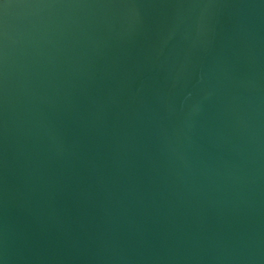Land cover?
Segmentation results:
<instances>
[{
	"label": "water",
	"instance_id": "95a60500",
	"mask_svg": "<svg viewBox=\"0 0 264 264\" xmlns=\"http://www.w3.org/2000/svg\"><path fill=\"white\" fill-rule=\"evenodd\" d=\"M2 264H264V0H5Z\"/></svg>",
	"mask_w": 264,
	"mask_h": 264
},
{
	"label": "snow or ice",
	"instance_id": "6c2138e0",
	"mask_svg": "<svg viewBox=\"0 0 264 264\" xmlns=\"http://www.w3.org/2000/svg\"><path fill=\"white\" fill-rule=\"evenodd\" d=\"M0 6L7 7L8 4L5 2V0H0ZM0 264H2V261H0Z\"/></svg>",
	"mask_w": 264,
	"mask_h": 264
}]
</instances>
